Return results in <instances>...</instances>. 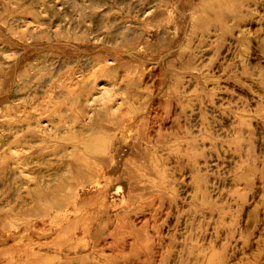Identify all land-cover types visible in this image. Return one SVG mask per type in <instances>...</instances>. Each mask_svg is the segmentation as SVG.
I'll list each match as a JSON object with an SVG mask.
<instances>
[{"label": "rangeland", "instance_id": "374dc122", "mask_svg": "<svg viewBox=\"0 0 264 264\" xmlns=\"http://www.w3.org/2000/svg\"><path fill=\"white\" fill-rule=\"evenodd\" d=\"M0 264H264V0H0Z\"/></svg>", "mask_w": 264, "mask_h": 264}, {"label": "bare ground", "instance_id": "6f19581e", "mask_svg": "<svg viewBox=\"0 0 264 264\" xmlns=\"http://www.w3.org/2000/svg\"><path fill=\"white\" fill-rule=\"evenodd\" d=\"M105 224V223H104Z\"/></svg>", "mask_w": 264, "mask_h": 264}]
</instances>
